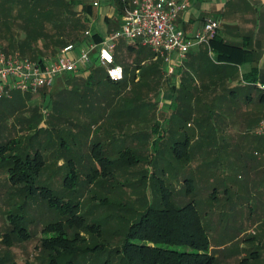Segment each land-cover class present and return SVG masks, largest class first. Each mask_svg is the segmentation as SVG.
<instances>
[{"label": "rangeland", "instance_id": "374dc122", "mask_svg": "<svg viewBox=\"0 0 264 264\" xmlns=\"http://www.w3.org/2000/svg\"><path fill=\"white\" fill-rule=\"evenodd\" d=\"M60 1L62 0H57L56 3L50 0L35 2L42 10H49L48 12H52L58 18L56 21L58 25L52 28V32L39 31L48 36L58 35L59 38L66 39L69 37L67 31L69 24L65 18L66 14L69 18L71 13H68L67 8L59 5ZM27 8L26 5L25 9ZM24 13L22 7H14L9 0H0V47L6 55L38 59L39 57H36L38 54L41 56L48 49H53L52 44L50 40L43 38L29 41L26 39ZM23 42L27 45L25 54L21 55L22 53L16 50ZM121 47L123 48L118 49L116 55L121 59L123 66L131 68L138 54L129 51L128 45ZM134 49L138 50L136 47ZM44 57L53 56L47 54ZM159 59L162 58L155 57L154 60L148 58L146 65L152 61L160 62L156 61ZM97 67L100 68L96 63L95 68ZM143 68L142 71H136V83L131 82L127 88L120 90L116 86L107 84L103 73L101 76L96 75V78H92L90 82L86 81L89 75L84 76V79L79 78L77 84L82 86H72L69 90L63 87L60 91L48 88L28 94L22 92L21 97L15 94L13 100H4L0 106V144L17 140L18 147L25 149L27 145L38 143L40 140L42 147L52 154L46 159V164H50L49 162L53 163L55 158L59 157L60 147L55 135L65 133L62 136L66 146L78 148L71 154L75 156L74 161L78 159L82 163V166H79L82 168L78 170L79 177L83 176L85 169L90 166L100 168L87 152L95 143L105 144L104 147L109 149L111 159L114 161L119 159L117 154L119 149L129 148L135 153L139 151L140 156L151 159L150 165L154 161L157 162L159 170L166 165L164 171L167 173V178H163V182L170 192V201H173L174 205L184 206L192 201L196 202L214 245L211 253L216 259L215 264H241L242 261L244 264H254L251 256L254 254L253 251L264 250V236L262 234L263 239L259 244V232L252 220H248L252 226H247L246 221L242 227L240 225L242 219H246V214L249 219L252 217L256 219L254 224L263 225L264 202L259 197L256 198L257 196L242 197L241 190L244 189L248 177L257 178L262 174L264 176V140H259L255 134L256 128L264 118V107L248 106L249 109H253L252 117L243 122L244 118L240 116L239 110L244 106L239 102V98H235L237 101L231 106L225 103L223 96H220L215 103L216 106H213V110L209 113L214 116V121H210L209 124L205 121L204 125H200L198 118L193 116L186 121L188 125L183 130L172 129L170 133L160 131L154 135L152 130L157 123L168 131L164 118L167 117L169 110L167 103L169 98L163 95L170 85H176V78L167 74L163 63ZM76 94L83 95L86 100L96 99L99 103L97 108L99 111L103 110L106 119L95 118L90 111L95 105L89 102L78 104L84 108L82 111L74 110V103L68 99V96L73 98ZM261 95L262 92L255 91L257 102ZM100 104L104 105L101 107ZM231 108L234 110L226 114L225 112ZM131 109H134L135 113L130 112ZM136 110L139 111V115ZM115 112H122V115H128L130 119L111 120ZM199 115L207 116V111H201L197 114ZM73 126L81 129V136L80 134L72 136L68 133L75 128ZM37 130L40 131L38 134ZM34 135L39 138L30 139ZM202 135L203 141L199 142ZM187 136L194 139V144L191 143L188 148V153L191 154L188 163L181 165V162L177 163L169 157V148L176 141L183 142ZM61 139L62 137H59L60 141ZM214 141L215 145L207 149L209 147L207 144ZM232 142H235L236 146L226 148ZM243 143L249 144V147L241 153L240 145ZM156 148L157 151H154ZM66 149L63 150V154H68L69 151ZM157 156L160 158L157 159ZM242 159H247L249 166L239 165ZM63 161L65 164V159ZM52 165H49L39 177V185L52 189L56 196L65 201L73 199L74 203H80V213H85L87 219L98 222L108 219L111 215V225L120 232L123 231L125 222L133 221L151 204L150 190L158 195L153 184L150 185V182L158 184L157 180L147 172L148 165L144 159L133 165L126 164L122 166L120 172L113 173V178L100 177L93 184L82 183L83 177L73 178L70 187H65L64 183H61L70 169L67 167L58 169ZM7 166V162L0 165V264H48L50 252L44 251L41 246L42 237L47 236L43 230L47 225L61 221L63 218L59 210L51 207L48 200L40 194L18 192L20 187L11 184ZM59 173H62L61 177L57 176ZM185 180H191L193 184L189 193L184 184ZM96 198L97 200L108 198L116 205L97 206ZM251 211L252 215L249 214ZM131 213L135 215L132 216ZM14 219L18 220L15 224L12 223ZM16 225L23 228L28 237L22 238L19 232L10 233ZM250 227L252 232L243 235V230H248ZM8 234L11 241L4 242L3 236ZM250 240H253L252 248L248 244Z\"/></svg>", "mask_w": 264, "mask_h": 264}, {"label": "trees", "instance_id": "16d2710c", "mask_svg": "<svg viewBox=\"0 0 264 264\" xmlns=\"http://www.w3.org/2000/svg\"><path fill=\"white\" fill-rule=\"evenodd\" d=\"M23 1L28 6L27 10L25 7H22V9L25 10L24 29L26 31V39L28 41L40 38L48 39L53 48L51 50L53 52L48 53V49L41 56L38 54L36 56L39 57L38 59L32 58V60H41L43 56H47V54L55 57L60 50L68 44L81 42L83 40L80 34L85 29V24L75 19L76 15L74 12L70 11V9L72 10L71 6L66 4L63 0L60 1L62 3L59 2V5L64 6L68 9V13H71L69 18L67 14L65 18V21L69 24L67 29L69 37H66V39L59 38L60 36L58 35L48 36L44 32L39 31H45L47 28H54L58 25V22H56L58 18H56L52 12H48L49 10H42L39 4L35 3L37 0ZM42 1L47 2L48 0ZM50 1L56 3L57 0ZM119 5L120 9L123 11L124 6L120 0ZM26 45L25 42L19 44L16 51L24 55ZM208 45L216 56L215 61L218 63H225L222 64L223 66H215L217 77H225L226 72L230 71L232 74L230 78L234 80L236 78H239V80L242 79V82L247 84L245 87H228L227 90L230 96L233 95L237 98L239 94L244 93L245 96L252 98L251 91L261 90L259 85L257 86L258 69L256 66L253 67L250 73L243 74L242 77L239 74V63L253 61L254 56L252 54L243 47L226 43L216 36L209 40ZM51 47L48 46V48ZM135 47L138 50H135ZM128 50L134 51V53H136L135 55L138 54L135 59V64H133L134 66L131 68L123 66L121 59L116 55V62L124 68V79L122 81L115 82L108 79L103 67L100 66V68H95L96 59H93V64L90 66L89 70L83 71L80 74L83 75V73L90 71L89 79L86 80L90 82L92 78H96V75L101 76L104 73L106 83L116 86L117 89L120 90L122 88H127L131 82L136 83V71H142L144 69L143 67L146 66L153 67L155 64H165L163 59H159L156 61L160 62L154 63L152 61L146 65L148 58L149 60H154L156 55L152 50L141 46L139 43L128 46ZM146 53L148 54L146 55ZM141 54H143V57ZM210 70L208 66H205L201 74L195 69L182 71L181 84L179 86L170 85V87L167 88L166 92H169V110L166 115L167 117L164 118V122L167 123L168 131L157 123L152 130L154 135L158 134L160 131L170 133L172 129L183 130L184 127L188 125L186 121L192 119L193 116L198 118L200 125H204L205 121H207L208 124L210 121H214V116L209 113L216 104L208 99L209 86L201 82V75L206 76V74H208L209 76L211 73ZM66 77L70 79L75 78L76 81H78L81 76L77 75V73H69ZM197 80H199L200 84L199 82L197 83ZM222 91H224V88H222ZM21 93L22 92L16 91L11 94V97L15 94H19V97H21ZM259 103L264 104V92L260 96ZM205 110L207 111V116H197L198 113L201 111L205 112ZM136 111L137 115H139V111ZM130 112L135 113V110L131 109ZM116 113L122 115V112H115L110 118L111 120ZM98 117L100 119V115ZM124 117L129 116L125 115L121 118L124 119ZM38 132L40 131L37 130L36 133L38 134ZM35 135L30 137V139L34 140L35 138H39V136ZM62 135L64 134L59 133L55 135V138L59 142L60 154L65 155L63 154V150L67 148L66 151L70 152V147L66 146V141H64L65 139ZM59 137H62L61 141ZM203 137V135L202 137L200 136L199 142L203 141L201 140ZM258 139L264 140L262 137ZM189 141L190 139H188L187 136L186 140L183 142L176 141L173 145L171 144L168 154L169 157L176 160L177 163L181 162L184 163V165L187 164V160L191 158V154L188 153ZM40 143V140H38V143L34 142L33 144L27 145L25 149L18 147L17 140H11L6 144H0V165L7 162V167L10 172L9 179L12 185L20 187L18 192L22 194L27 192L30 195L40 194L41 197L48 200L51 207L59 210L63 218L61 221L47 225L43 230V233H46L47 236L42 237L41 246L44 251L47 250L50 252L47 260L48 264H215L216 259L210 252L211 238L209 230L202 221L203 216L199 213L196 202L192 201L184 206L174 205V202L170 201V192L165 188L163 178L151 174V177L156 179L158 184L150 182V185L153 184V188L158 192V195L155 194V191L152 192L150 190L152 199L151 204L143 213L137 215L133 221L125 222L124 229L120 232L111 225V215L108 219L98 222L94 219H87L85 213H80V203H74L72 201L73 199L65 201L56 196L52 189L39 185V177L44 174L45 169L49 166L46 164V159L52 156V154H50V156L47 154L46 148L42 147L43 144ZM104 145L98 142V144L95 143L89 148V156L94 159V163H97L100 168L98 169L97 166L93 165L85 169V176H80L83 177L82 183L93 184L100 177L113 178V173L115 171L120 172L123 169L122 166L126 164L133 165L137 162H141L143 159L147 161V165L150 167L149 163H151V159H148V157L144 158L140 156L141 154L139 151L135 153L129 148L119 149L117 152L119 159L114 161L111 159L109 149L104 147ZM181 145L184 147L182 148ZM157 149L158 148L154 151H157ZM159 158L160 157L157 156V159ZM49 163L51 165V162ZM63 166L65 167L61 169L67 167L70 169V172L67 171L65 174L66 177L61 183H64L65 187H70L71 179L80 178L78 170L82 167H79L71 157L65 159V164ZM148 167L147 172H150ZM60 174L62 175V173ZM185 181L184 184L187 186V193H189L192 190L193 184L191 180ZM97 202V206L111 205L113 207L116 205L113 201L110 202L108 198H100ZM131 215L134 216L135 214L131 213ZM16 222H18V220L14 219L12 223L15 224ZM15 232H19L22 238L28 237L24 229L18 225H16V228L11 230L10 233ZM3 238L4 242L11 241L10 234L7 236L4 235ZM241 264H244V261H242Z\"/></svg>", "mask_w": 264, "mask_h": 264}, {"label": "crops", "instance_id": "0c3cea01", "mask_svg": "<svg viewBox=\"0 0 264 264\" xmlns=\"http://www.w3.org/2000/svg\"><path fill=\"white\" fill-rule=\"evenodd\" d=\"M63 1L71 6L72 12H74V14L76 15L75 19L80 20L81 23L85 24L84 32H81L82 33L81 36L83 37V39L85 37L84 36L85 32L89 31L92 34L91 41L93 43H99L100 41L104 40L110 33L118 30L122 24L123 11L120 9L119 0H99L100 1L99 6L97 7H95L92 4V2H90L89 0H63ZM181 1H183L186 4L187 8L186 10L180 11L178 13L174 23L180 30L183 31L186 38L189 40H194L195 35L203 29V26L207 21L213 20L218 22L219 28L216 30V33L213 36H211L209 39L216 36L222 39L226 43L241 46L245 50H247L250 54H252L254 56L253 61H244L242 63H239L240 64L238 66V70L240 72L239 74L242 77L243 74L250 73L253 67L256 66L258 69L257 86L264 85V0H181ZM9 3L17 8L25 7L27 5L23 0H9ZM48 30L51 31L52 29L48 28L45 31L47 32ZM122 45L133 46L134 44L122 40L118 43L117 50L123 48L121 47ZM47 52L51 53V50H48ZM0 54H3L2 47H0ZM215 58L216 56L214 52L211 50L210 46L207 43L195 44L187 54V58L185 59V61L179 60L177 55H174L172 57V60H173V65L175 66L174 77L176 78L175 79L176 85L179 86L181 84L182 71L195 69L198 71V73L201 74V71L204 70V67L208 66L211 69L210 70L211 73L209 76L208 74H206V76L201 75L202 76L201 82L204 85L209 86L210 88L208 92L209 101L211 102L213 101L216 103L218 98L220 96H223L225 103L230 104L232 106V104L235 103V101H237L235 100L236 96L233 95L230 96L227 88L235 87V86L245 87L247 86V84L242 82V79L239 80V78L238 79L236 78L234 80L230 78L232 77L230 71L226 72L225 77L218 78L215 72L216 71L215 66H223L222 64L225 63H218L217 61H215ZM78 74L81 76L80 78H83L86 75L88 76L90 74V71L87 73H83V75L77 73V75ZM67 75L69 74L59 77L55 82V85L49 89L54 88L55 91H60L62 87L68 88L69 90V88L72 86H79V87L82 86V84L79 85L77 84L75 78L70 79L66 77ZM198 82L199 80H197V83ZM222 88H224V91H222ZM258 91L262 92L259 89ZM251 92H252L251 93L252 98L245 96L244 93H241L238 96L239 102L244 106L242 109L239 110L240 116L244 118L243 122L245 120H248L250 117H252L251 115L253 113V109H249V107H252V105H258L260 107L264 106L263 103L260 104L259 102L256 101L255 90ZM163 96L168 97L169 92H166ZM68 99L74 103L75 106L74 110L76 111H82L84 109L83 107L78 106L79 103L82 104L88 102L92 103L93 106L95 105L94 107L90 108L92 115L95 118H98V116L100 115V120H105L104 118H106V116L104 115L103 110L99 111L97 108L99 103L96 102V99L86 100L85 97H83V95L80 94H76V96H74L73 98L71 96H68ZM9 100H13L12 97ZM3 101L0 102V106ZM168 102L169 100L167 101V103ZM100 105L102 107L104 104H100ZM233 110L234 109L231 108L230 110H227L225 113L229 114ZM123 116L125 115H120V113H116V115H114L112 120L114 121L121 120L122 119L121 117ZM124 119H130V116L124 117ZM243 122H241V125ZM256 126L257 123L255 122V127ZM73 127L75 128H73L71 132L68 133L72 136L79 134L81 136L82 135L81 129L78 126H73ZM109 135L112 136V134ZM190 138L191 137H188V139ZM191 143L194 144V139L192 138L189 141V145ZM215 143H216L215 141L212 143H208L207 145H209V147H207V149H211V146L215 145ZM235 146H236L235 142L234 143L232 142L228 144L226 148H233ZM248 147L249 144L247 145L244 143L241 144L240 145V149L242 150L241 153L242 152L244 153L245 149ZM72 148H70V152H68V154L65 155L60 154L59 151V157L55 158V162H53L56 168L61 169L64 167L63 166L64 159H68L71 157L74 160L75 156L71 154V152L74 153V151H76L78 148L74 146H72ZM87 152L89 153V151ZM47 154L50 156L51 153L47 152ZM75 162L77 163V165L82 166L80 160L76 159ZM248 162L249 161L247 159L245 160L242 159L239 165L246 167L249 166ZM53 163H51V165ZM181 165H184V163H181ZM165 167L166 165L163 167L162 170H159L158 163L154 162L152 165H150V167H148V169L150 170L151 174H155L157 176H160L161 178H167L166 177L167 173L164 171ZM84 174L86 173L84 172ZM84 174L83 176H85ZM57 176L61 177V174L59 173ZM263 187H264L263 174L257 178L248 177L244 189L241 190V196L243 197V195H246L249 198L257 196L256 198L259 197L264 202ZM225 194H227V191H225ZM212 195L214 196V193ZM257 205L258 203L256 202L255 206L257 207ZM249 214L252 215L253 214L252 211ZM262 219L264 221V216H262ZM248 220H252L254 227L257 228V231L259 232V236H260L258 243L260 244L264 236L263 233L264 223L261 226L260 223L254 224V221L256 219H254L253 217L249 219L248 215L246 214V219L245 220L242 219L241 222L243 224L241 223L240 227L244 225L245 221L247 222L246 225L248 224L247 226H252L251 225L252 223L250 224ZM243 231H244L243 235L248 234L251 231V227L248 230H243ZM252 242L253 240H250L248 243L250 244V247L252 245ZM242 247L244 246L242 245ZM213 248L214 245L211 242L210 252L211 249ZM253 253L254 254L251 256V258L254 264H264V250L258 252L253 251Z\"/></svg>", "mask_w": 264, "mask_h": 264}, {"label": "built area", "instance_id": "2783aa9c", "mask_svg": "<svg viewBox=\"0 0 264 264\" xmlns=\"http://www.w3.org/2000/svg\"><path fill=\"white\" fill-rule=\"evenodd\" d=\"M97 7L99 0H89ZM124 6L120 28L110 33L99 43L91 41V32H85L81 42L65 46L55 57L41 60L0 54V101L11 94L37 92L52 87L56 80L69 73H81L96 63L103 67L106 77L119 82L124 79V68L116 62L118 43L125 40L139 43L162 58L169 76L175 74L172 57L177 55L183 61L190 49L198 43H209L219 24L207 21L194 40L186 38L174 23L180 11L186 10L181 0H120ZM264 92V85H259ZM255 134L264 138V119L260 121Z\"/></svg>", "mask_w": 264, "mask_h": 264}]
</instances>
